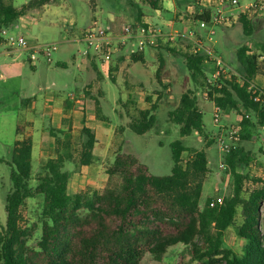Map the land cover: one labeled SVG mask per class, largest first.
<instances>
[{
	"label": "trees",
	"instance_id": "16d2710c",
	"mask_svg": "<svg viewBox=\"0 0 264 264\" xmlns=\"http://www.w3.org/2000/svg\"><path fill=\"white\" fill-rule=\"evenodd\" d=\"M13 1L0 0V34L3 29L14 28L29 10L57 0H29L21 7ZM145 1L157 8L158 0ZM175 1L178 8L195 2ZM142 15L140 11L137 20L141 21ZM255 25L256 20L243 17L240 24L226 32L232 38L237 34L242 43L253 35ZM158 48L182 56L192 83L204 88V55H190L176 47ZM159 54L160 77L165 60ZM131 58L144 62L142 53ZM237 59L240 77L235 73L229 78L222 76L221 88L207 90L210 100L225 113L235 112L242 117L239 144L223 155L225 172L233 178V193L225 196L221 205L210 207L213 199L210 197L201 207L203 187L211 172L207 148L216 140L204 131L203 113L193 89L181 93L177 106L168 111V119L179 126L181 137L196 133L207 139L206 148L198 150L187 147L182 140L173 141L170 144L173 166L168 175L152 174L136 154L119 148L107 168L108 178L102 191L86 190L73 195L67 191L72 174L67 165H92L97 138L83 120L79 141L75 143L72 123L63 119L68 122L67 127L49 130L55 143L54 156L47 159L34 186L31 184L34 180L32 138L24 137L13 145L11 159L7 161L11 166L12 187L5 200L6 223L0 229L1 264H142L146 254L161 261L170 248L178 245H185L192 260L203 264H264L261 227L264 181L241 171L254 159V153L246 150L244 143L254 138L255 129L264 127V102H256L258 91L249 90L250 83H254L264 68V46L259 53L243 43L237 50ZM91 65L102 77L97 63L91 61ZM114 71H117L115 65L111 73ZM167 88L163 85L164 91ZM163 94L161 91L159 97ZM93 99L98 105L99 100ZM147 100L151 102V97ZM29 101L30 98L23 100L22 105L27 106ZM74 106L75 102H66L67 109ZM136 106L132 99L125 104L131 118L129 129L143 135L157 125L159 104L155 102L146 109ZM23 133L24 126L18 125L16 134ZM259 151L264 153V146ZM250 180L257 186L247 190ZM37 196L43 198L41 237L32 247L28 244L31 234L23 227L22 209L28 199ZM229 228H234L236 235L246 241L242 253L224 246Z\"/></svg>",
	"mask_w": 264,
	"mask_h": 264
},
{
	"label": "rangeland",
	"instance_id": "374dc122",
	"mask_svg": "<svg viewBox=\"0 0 264 264\" xmlns=\"http://www.w3.org/2000/svg\"><path fill=\"white\" fill-rule=\"evenodd\" d=\"M25 1L14 0L13 2L16 6L21 7ZM64 1L70 7L72 5L71 10L77 19V25H73L74 28H84L85 23L89 26L94 21H97L103 27H107V25L110 26L112 24V20H115L121 26L125 22L137 19L140 11L144 15L155 16V9L162 11L161 16L164 20L173 22L172 26H166L167 30L174 28L182 31L184 25L190 24L186 16V8H178L175 0H158L157 8H153L152 4L145 0ZM170 3L173 8L167 9ZM69 24V17H66L63 23L64 28H67ZM63 26L51 29L39 21L37 28L39 30L46 29L39 42L41 44L56 43L55 41L62 37ZM215 40L214 48L217 54L222 57L233 71L239 73L241 66L237 59V50L244 43L253 51L261 52V47L264 46V21L256 23L253 35L242 43H240L237 34L235 38H232L228 36L226 29L221 28L217 30ZM185 42L186 39L181 38L180 43L185 45ZM160 46L173 47L168 44ZM76 48L83 51L85 45L77 44L69 48L67 54L57 50L52 54L51 61L43 57L41 59L43 64L39 66V63H37L36 69L32 68L27 55L23 52H15L13 55L7 56L3 54L4 48L0 50V229L6 223L5 200L12 187L10 178L11 166L7 161L12 156L18 125H23L25 131L26 126H28V130H34L35 137H37L39 133L41 135L49 134V130L52 127H67L69 124L68 122H63V119L66 116H70L75 143L79 141L83 115L86 116L89 125H94L97 128L99 139L105 144L103 148H98L94 163L90 166L81 167H77L74 164L67 165V169L72 174L66 189L73 195L86 190L102 191L104 189L108 178L107 168L114 161L118 146L122 148V151L128 150L136 154L149 168V171L155 175H168L171 173L173 161L170 144L173 141L182 140L187 147L198 150L206 148L207 139L201 138L196 133L191 136L181 137L179 126L171 123L168 119V111L177 106L181 93L187 89L195 91L199 109L203 113L204 131L211 138L216 137L223 128L225 129L229 116H239L235 112L224 113L220 125H215L213 121L214 102L207 96L208 89L192 83L182 56L174 55L158 47L144 49V62L133 61L130 57L129 49L116 54L114 64L117 66V71L111 74H104L101 71L102 77L87 64L80 72L82 79L77 88L78 83L74 79L77 78L79 70L72 64L71 55L76 54L78 63L83 57L79 51H76ZM159 53H162L165 60L164 69L161 71L160 77L157 74L160 67ZM119 55L123 56L122 60L118 59ZM58 62H67L69 66L68 68H62L57 65ZM112 77H114L115 81H113ZM163 85H166L169 89L164 91ZM161 91L164 94L159 97ZM86 92L89 93V96L86 95ZM46 93L54 95V98L49 102L51 107L47 114L40 112V109L38 111L37 108L30 111V109L22 105L23 99L34 96L38 98V105H41ZM68 93H73L76 100L84 96L86 99L80 101L79 107L67 109L66 100L69 99ZM131 96L138 98L140 106L150 107L155 102L159 104L156 112L157 125L146 134L138 135L129 129L131 118L125 110L124 103ZM93 97L99 100L98 105ZM147 97H151V102H147ZM131 108L134 112V107ZM118 113L122 114V118L118 116ZM99 114L108 116L112 124H115V122L118 124L120 120L127 130L121 134L117 130L116 133L118 135L115 139L112 135L113 128L98 127L99 120L97 115ZM32 116L34 117L33 127L28 124L24 125ZM253 121L255 122L254 117ZM254 131V138L244 143L246 150L254 153V159L249 167H243L241 171L249 174L251 178L264 181V153L259 151L260 147L264 146V127H258ZM49 139L51 140L50 144L48 143ZM43 145L48 146V151L44 155L41 154L40 145L36 146L35 149V161L33 163L34 180L31 182L33 186L37 183L36 176L42 172L41 165L50 156H54L53 148L55 143L50 134L49 138L43 141ZM207 150L211 160V172L204 184L203 192L204 194L206 193V196L201 201V207H203L207 198L215 196L216 191L214 190L216 187H220L221 194L224 197L233 193L232 175L225 172V170L221 171L219 168L223 155L219 153L216 143L212 144ZM184 157H187V153L184 154ZM1 160H4V162ZM253 183L250 180L247 190L257 186ZM42 203L43 198L41 196L30 198L22 209L23 227L31 234L28 244L32 247L36 246L37 241L41 237ZM261 212V227L264 233V204ZM239 222L240 216L238 215L237 223ZM224 239L225 247L237 253L243 252L246 241L236 235L234 228L227 230ZM142 264L203 263L193 261L188 253V248L185 245H178L170 248L161 261H157L149 254H146Z\"/></svg>",
	"mask_w": 264,
	"mask_h": 264
},
{
	"label": "built area",
	"instance_id": "2783aa9c",
	"mask_svg": "<svg viewBox=\"0 0 264 264\" xmlns=\"http://www.w3.org/2000/svg\"><path fill=\"white\" fill-rule=\"evenodd\" d=\"M186 16L190 21L184 31L166 29V24L139 21L133 19L123 23L119 29L114 26H101L97 21L87 26L80 35V40L85 48L81 55L85 60L93 59L99 62L104 74H109L111 65L116 54L129 49L130 57L133 54H141L145 48L159 47L168 44L179 47L190 55L201 54L204 60V88H221L220 78H229L233 71L215 51V35L217 30L233 28L240 24L241 18L257 20L264 17V0H195L186 6ZM172 26V25H167ZM0 47L5 45L9 48L24 50L28 54V61L37 62L40 56L51 61L52 54L58 50L57 43H34L24 35H13L7 29L1 31ZM181 38H185V45L181 44ZM257 90L254 98L256 102H264V91L250 83L249 90ZM208 96V93H207ZM224 110L214 103L213 121L220 125ZM231 124L216 135V146L221 155L230 153L240 141L242 131L241 120ZM221 171L226 170V164L219 163ZM216 194L210 201L209 206L221 205L224 195L220 187H216Z\"/></svg>",
	"mask_w": 264,
	"mask_h": 264
},
{
	"label": "crops",
	"instance_id": "0c3cea01",
	"mask_svg": "<svg viewBox=\"0 0 264 264\" xmlns=\"http://www.w3.org/2000/svg\"><path fill=\"white\" fill-rule=\"evenodd\" d=\"M28 1L29 0H26L25 2H23V4L27 3ZM168 6L169 7H167V9H172L173 8L171 3ZM71 8H72V5L70 7V5L67 4L64 0H57L56 2H54L52 4H46V5H44L42 7H39V8H33L32 10H29L24 16L20 17L17 25L14 28H12V29H10L8 31L11 34H13V35H24V36H26L32 44L40 43L39 42L40 38L43 36V34H45L46 29L43 28V30H39L37 28V23L39 21L43 22L44 24L49 26L51 29H54V28L63 26V23H64L66 17H69V20H70L69 26L67 28H64V26H63L64 30H63L62 35H61L62 37L58 41H55L56 43L59 44L58 50L63 51V54H67V51L69 50V48H71V47H73V46H75L77 44L78 45L79 44H84L80 40V35H81V32L87 27V23L84 24V26H83L84 28H77V27L74 28L73 27V25H77V19L74 16ZM155 12H156L155 16H153V15L152 16H148V15H144L143 14L142 15V20H148L150 22H155V23L159 22V23L166 24V26L167 25H172V23H173L172 21L164 20V18L161 16V14H162L161 10L155 9ZM263 21H264V17H260V19L256 20V23H261ZM107 26H109V25H107ZM110 26H114L116 29L120 28V26L118 25V23L115 20L114 21L112 20V24H110ZM188 26H189L188 24L184 25L183 26V30L185 31ZM1 48H4L3 54H5L7 56H11L15 52L21 51V52H23L24 54L27 55V59H28V54L24 50L9 48V47H7L5 45L1 46L0 50H1ZM76 49H77L76 51H79L80 54H81L82 50L80 51V50H78V48H76ZM142 54H143V57H144V52ZM76 57L77 56H76L75 53L71 55V59L73 60L72 64L75 65V67L79 70L77 78L74 79V81L76 83H78L77 84V88H78L79 87V82L82 79L80 77V75H81L80 72H82V70L86 67L87 64L90 67H92L91 61H95L97 63V65H98V69H99L100 73H101L102 70H101V65L96 60H93V59L85 60L84 58H82V60L78 63ZM118 57H119L118 59L121 60V57H123V56L119 55ZM42 58H43V56H40L38 61L34 62V63H31L29 61V63L32 65V68L36 69L37 68V63H39V66H41L43 64L41 62ZM114 60H115V57L113 59L111 68H112V66L115 65L114 64ZM57 65L62 67V68H68V66H69L67 62H58ZM109 74H111V71H110ZM254 84L257 86L258 89H260L261 91H264V68L262 69V72L256 76ZM167 89H169V88H167ZM57 92H60V91H57ZM29 98H30V101L28 102L27 106H24L25 108L30 109V111H31V109L37 108L38 111L40 109L41 110L40 112L47 114L49 108L51 107L49 102H51V100L54 98V95H50L49 93H46L45 96L43 97V103L41 105H38V102H37L38 98L36 96L27 97L25 99H29ZM68 98L70 100H72L73 102H75V105H76V106H74L75 108L79 107V103H80L81 100H85L86 99L85 96H84V97H81V99L76 100L75 99V95L73 93H68ZM167 98H169V97H167ZM25 99H23V100H25ZM69 99H67L66 102L70 101ZM129 99H132L137 104L139 109L149 108L148 106L147 107L140 106L137 97L135 98V97L131 96V98H129ZM129 99H127L125 101L124 107H125L126 102ZM72 101H70V102H72ZM46 102H48V103H46ZM125 110H126V108H125ZM126 112H127V110H126ZM99 115H97L98 116L97 118H98L99 124H100V125L97 124L98 127L101 126L102 128H105V129L113 128L112 135H113V137H115V139L117 138L118 133L121 134L122 132L127 130L126 126L120 120H119L118 124H116V122H115V124H112L110 122L108 116H106L104 114H99ZM118 116L120 118H122V114L121 113H118ZM239 118H240L239 116H236V117L229 116V119H227V124L225 125V127L230 126L232 123L238 122ZM64 119H67V120L71 121L70 116L69 117L66 116ZM83 120L85 121V124L88 127L92 128L94 130V132L96 134L97 143H96L95 148H94V155H95V158H96V153H97L98 148H100V147L103 148L105 143L100 141L99 136H98L99 131L97 130V128L94 125L91 126V125L88 124L85 115H83V117L81 119V122ZM33 123H34V117L32 116V118L30 120H27L24 123V125L28 124V125L33 127V125H32ZM26 127H27L26 131H25V127H24L23 135H17V138L15 139L14 143L17 140H20V139H22L24 137H28V136L31 137L32 140H33V163H34L36 146L40 145L41 154L42 155H44L48 151V146H44L43 145V141L46 140L47 138H49V134L47 133V135L46 134H42L41 135L39 133V135H37V137H35L34 130L29 131L28 130V126H26ZM81 128H82V125H81ZM117 130H118V133H116ZM72 133H73V131H72ZM39 138H41L40 141H39ZM48 143L49 144L51 143L50 139L48 140ZM119 148H120V146H118V149ZM12 151H13V148H12ZM46 161L41 165V169L44 166V164L46 163ZM33 167H34V164H33ZM203 190H204V187H203ZM205 196H206V193L204 194V192H203L201 201L203 200V198Z\"/></svg>",
	"mask_w": 264,
	"mask_h": 264
}]
</instances>
